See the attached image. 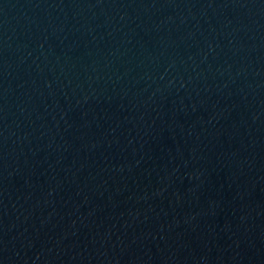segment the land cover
<instances>
[{
    "label": "water",
    "instance_id": "1",
    "mask_svg": "<svg viewBox=\"0 0 264 264\" xmlns=\"http://www.w3.org/2000/svg\"><path fill=\"white\" fill-rule=\"evenodd\" d=\"M0 264H264V0H0Z\"/></svg>",
    "mask_w": 264,
    "mask_h": 264
}]
</instances>
